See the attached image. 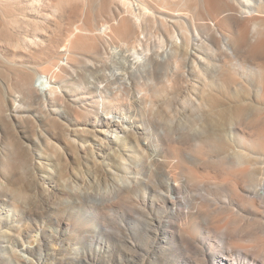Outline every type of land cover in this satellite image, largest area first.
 I'll return each instance as SVG.
<instances>
[{"label": "rangeland", "instance_id": "374dc122", "mask_svg": "<svg viewBox=\"0 0 264 264\" xmlns=\"http://www.w3.org/2000/svg\"><path fill=\"white\" fill-rule=\"evenodd\" d=\"M87 1L104 9L73 13L64 4L61 20L51 16L57 0H48L41 11L31 13V29L41 28L50 52L68 43L71 24L80 28L92 20L100 23V33L107 32L106 0ZM115 46L99 57L92 50L79 52L73 68L61 73L58 92L45 103L49 112L58 110L55 123L45 128V134L54 132L53 138L24 141L17 153L26 163L15 168L5 169L0 161V264H264V253L256 257L230 250L235 243L251 249L250 240H264V155L255 145L264 123L242 119L216 126L204 111L190 106L183 110L180 101L161 97L146 110L148 103L141 105L134 96L140 92L148 97L153 91L133 87L124 78L128 53L125 46ZM9 54L4 51L12 60ZM36 59L33 54L14 62L33 65ZM4 63L0 62V92L8 96L11 79L5 70L13 65ZM99 68L105 80L98 78ZM91 84L102 86V99L96 97L89 106L86 90ZM178 86L181 90L185 84L181 80ZM247 98L251 104L257 102L254 92ZM101 104L110 108L104 117L138 128L135 139L142 153L133 137L117 140L114 130L106 132L94 113ZM83 106L92 111L87 112L91 125L78 114ZM244 113L252 114L250 106ZM89 137L93 156L78 149ZM4 143L5 135L0 134V152H9L3 150ZM141 154H154L161 162L151 168L141 159L137 170ZM120 156L128 158V172ZM39 161L40 167L33 166ZM244 164L246 171L233 191L225 172ZM126 177L140 181L123 188ZM172 177L176 185L171 182L169 189L166 181ZM222 219L236 227L218 229Z\"/></svg>", "mask_w": 264, "mask_h": 264}, {"label": "bare ground", "instance_id": "6f19581e", "mask_svg": "<svg viewBox=\"0 0 264 264\" xmlns=\"http://www.w3.org/2000/svg\"><path fill=\"white\" fill-rule=\"evenodd\" d=\"M77 1L57 0L51 16L62 20L64 4L73 13L104 9L102 4L95 7L85 0H80L82 5H75ZM46 4L48 0H0V62L13 65L5 70L11 79L8 96H2L0 92V134L5 135L3 150L10 149L9 152H0L5 169L26 163L17 153L18 146H25L24 141L47 142L49 136L53 138L54 132L45 134V128L55 123L53 118L57 117L58 110L49 112L45 103L58 92L60 75L73 68L77 54L92 50L99 57L111 50L110 47L116 49L115 45L125 46L128 53L129 72L124 78L133 87L141 85L142 89L153 91L148 97L140 92L134 96L139 104L148 103L146 110L161 97L180 101L183 110L190 106L199 112L204 111L206 119L216 126L242 119L264 123V108H259L264 105V0H106L107 32L100 33V23L92 20L80 28L71 24L66 35L68 43L55 46V53L48 50L49 41L40 35L41 28L36 25L34 30L31 29L34 22L31 13L43 9ZM12 8L17 13H13ZM4 51L13 59H6ZM33 54L37 58L33 65L14 62V58L23 60ZM98 71V78L102 76L105 80L104 70L99 68ZM181 80L185 86L180 90L178 82ZM101 87L92 85L87 88L86 94L91 97L89 106L95 103L96 97L102 99ZM251 92L257 100L252 104L247 98ZM64 96L69 98L68 94ZM248 106L252 114L245 115ZM109 109L103 104L94 109L99 121L106 126V132L114 130L117 140L133 137L137 151L142 153L135 139L138 128L125 127L104 117ZM79 110L78 114L86 118V125H91L87 112L92 111L84 106ZM85 132L92 134L91 131ZM89 140L90 137L78 149L93 156V143ZM50 145L54 146L52 142ZM255 145L264 155V129L258 131ZM118 158L128 172V158ZM141 159H144L142 165L151 168L161 162L154 154H141L135 165L137 170H140ZM41 165L39 161L33 166ZM246 167L244 164L239 170L225 172V182L233 191L238 188L236 179L245 173ZM191 177L202 182L197 176ZM139 181L140 177H126L121 186L132 188ZM171 182L176 185L174 177L172 180L167 178L166 187L169 189ZM235 227L236 223L229 219H222L217 225L218 229ZM250 243L254 244L251 249L235 243V249L230 250L251 252L256 257L264 253V240H250Z\"/></svg>", "mask_w": 264, "mask_h": 264}]
</instances>
